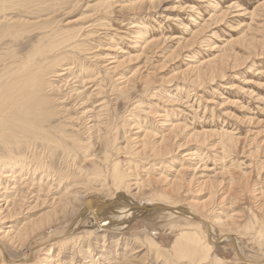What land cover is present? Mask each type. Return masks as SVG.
Masks as SVG:
<instances>
[{
  "label": "rangeland",
  "instance_id": "rangeland-1",
  "mask_svg": "<svg viewBox=\"0 0 264 264\" xmlns=\"http://www.w3.org/2000/svg\"><path fill=\"white\" fill-rule=\"evenodd\" d=\"M0 5L1 89L26 87L0 130V264H264V0ZM54 42L33 83L22 70ZM96 196L176 205L209 226L152 209L122 232L90 214L75 228ZM189 232L235 241L183 258Z\"/></svg>",
  "mask_w": 264,
  "mask_h": 264
},
{
  "label": "bare ground",
  "instance_id": "bare-ground-1",
  "mask_svg": "<svg viewBox=\"0 0 264 264\" xmlns=\"http://www.w3.org/2000/svg\"><path fill=\"white\" fill-rule=\"evenodd\" d=\"M8 0H6V2H7ZM2 3H3V1H2ZM5 3V2H4ZM5 5V4H4ZM1 6V5H0ZM2 10V9H1ZM1 10H0V12H1ZM3 13V12H2ZM27 15V14H26ZM37 15V14H36ZM109 15V14H108ZM3 18V17H2ZM7 19V18H6ZM94 19V18H93ZM103 22V21H102ZM3 23V22H2ZM40 24V23H39ZM41 26L42 25H44V24H40ZM21 26V25H20ZM19 26V27H20ZM27 26V25H26ZM39 26V25H38ZM37 26V27H38ZM96 26V25H95ZM16 27H18V26H16ZM25 26H23V28H24ZM45 27V26H44ZM43 27V28H44ZM8 28V27H7ZM28 28V27H27ZM27 28H26V30H27ZM32 28V27H31ZM33 28H34V26H33ZM41 27H39V29H40ZM46 28V27H45ZM45 28H44V30H45ZM106 28V27H105ZM11 29V28H10ZM22 30V27H21V29H20V31ZM26 30H25V32H26ZM28 30H29V28H28ZM47 30H49L48 29V25H47ZM20 31H18V32H20ZM23 31H24V29H23ZM34 31V30H33ZM43 31V30H42ZM41 31V32H42ZM40 32V31H39ZM1 33V32H0ZM22 33V32H21ZM28 33H29V31H28ZM51 33V32H50ZM81 33V32H80ZM32 34H33V32H32ZM39 34V33H38ZM45 33H43V35H44ZM56 34V33H55ZM79 34V33H78ZM47 35H49V34H47ZM74 35V34H73ZM77 35V34H76ZM152 35V34H151ZM15 36V35H14ZM28 36V35H27ZM30 36V35H29ZM32 36V35H31ZM45 36V35H44ZM50 36V35H49ZM46 37V36H45ZM44 37V38H45ZM65 37V36H64ZM67 37H68V35H67ZM69 37H70V35H69ZM4 38L5 39H7V37H3V40H4ZM14 39H15V37H13ZM25 38V37H24ZM29 38V37H28ZM53 38V37H52ZM55 38V37H54ZM53 38V39H54ZM73 38H75V37H73ZM1 41H2V37H1V39H0ZM19 40H20V38H19ZM43 40H45V39H42L41 41H43ZM51 40V39H50ZM69 40V39H68ZM5 41H7V40H5ZM12 41H13V39H12ZM17 41H18V39H17ZM22 41H23V37H22ZM53 41V40H52ZM63 41V40H62ZM61 41V39H60V42H62ZM65 41H67V40H65ZM76 41V40H75ZM44 42V41H43ZM47 42V41H46ZM59 41L57 42V43H60ZM64 42V41H63ZM62 42V43H63ZM15 43V42H14ZM17 43V42H16ZM39 43V42H38ZM57 43H55L54 42V44H51L50 45V47H47V48H45V49H40L39 50V48H38V52H37V57L39 56V60H37L36 61V59H38V58H33V59H29V56H28V61H29V67L28 68H26L25 69V71L24 70H22V68L24 67H20V66H16V67H20L21 68V70H22V72L24 73V72H28V74L30 73V76H28V77H31V79H32V82L33 83H35L36 82V80L37 79H41L44 75H43V73H41V71L42 70H40L39 68H37V64H38V62H40V66H42V62H44L45 60H46V58H47V56L45 55V53H47V52H49V55H52L53 56V53H50L51 51L52 52H54L53 51V48H55L57 45ZM68 43V42H67ZM75 44H76V42H74ZM70 44V43H69ZM12 45V44H11ZM36 45H37V43H36ZM40 45V44H39ZM41 45H43V44H41ZM38 46V45H37ZM60 46V45H59ZM63 46V45H62ZM67 46H69V45H67ZM41 47H43V46H41ZM58 47V46H57ZM65 47V46H64ZM63 47V48H64ZM76 48H77V45L75 46ZM9 49V48H8ZM13 49V48H12ZM70 49V48H69ZM73 49H74V47H73ZM78 49H79V46H78ZM77 49V50H78ZM35 50H36V48H35ZM62 50H64V49H62ZM61 50V51H62ZM76 50V51H77ZM81 50V49H80ZM15 51V50H14ZM65 51V50H64ZM4 52V51H3ZM34 52V51H33ZM75 52V51H74ZM77 52H79V51H77ZM81 52V51H80ZM11 53V52H10ZM55 53V52H54ZM62 53V52H61ZM2 54V53H1ZM14 54H16V53H14ZM18 54V53H17ZM16 54V55H17ZM27 55H29V54H27ZM34 56H36V54H33ZM48 55V54H47ZM66 55V54H65ZM69 55V54H68ZM68 55H66V56H68ZM51 56V57H52ZM57 56V55H56ZM70 56V55H69ZM5 56L3 55V57H0V58H4ZM12 57H13V55H12ZM23 57V56H22ZM26 58H27V56H25ZM71 57V56H70ZM19 58V57H18ZM23 59V58H22ZM67 59V58H66ZM68 60H70V59H68ZM68 60H67V62H68ZM23 61V60H22ZM27 61V60H26ZM25 61V62H26ZM60 61H62V60H60ZM59 61V62H60ZM50 62V61H49ZM71 62V61H70ZM6 63V62H5ZM11 63V62H10ZM21 63V62H20ZM48 63V62H47ZM55 63H57V62H55ZM19 64V63H18ZM60 64V63H59ZM79 64V63H78ZM4 65V64H3ZM10 66H11V64H9ZM48 65V64H47ZM70 65H71V63H70ZM14 66V65H13ZM21 66H22V64H21ZM45 66V65H44ZM54 66V65H53ZM59 66V65H58ZM77 67V66H76ZM8 69H9V67H7ZM45 68V67H44ZM56 68H57V66H56ZM74 68H75V66H74ZM24 69V68H23ZM85 69V68H84ZM83 69V70H84ZM195 69V68H194ZM51 69H48V70H46V71H50ZM81 70V69H80ZM3 71V70H2ZM5 71H6V68H5ZM32 71V72H31ZM195 71V70H194ZM27 72H26V75H27ZM70 72H71V70H70ZM52 73H53V70H52ZM86 73H87V69H86ZM50 74V73H49ZM49 74L47 73V75L49 76ZM54 74V73H53ZM58 74V73H57ZM84 74V73H83ZM23 75V74H22ZM25 75V76H26ZM55 75V74H54ZM47 76V77H48ZM20 77H22V76H20ZM28 77H27V79H28ZM46 77V75H45V79L47 78ZM10 78V77H9ZM15 78V77H14ZM17 78H19V77H17ZM8 79V78H7ZM24 79V78H23ZM26 79V81H28ZM31 79H29V80H31ZM44 79V78H43ZM112 79V78H111ZM22 80V79H21ZM20 81V80H19ZM23 81H25V80H23ZM42 81V80H41ZM40 81V82H41ZM10 82H13V79H12V81H10ZM15 82H18L17 80L15 81ZM14 82V83H15ZM25 84L27 83V82H24ZM22 84V83H21ZM20 84V85H21ZM24 84V86H27V85H25ZM27 84H31V82L29 81V83H27ZM45 84V83H44ZM49 84V83H48ZM11 83L9 84V86L4 90V89H1L2 87H1V85H0V130H4V131H7L8 129V124L10 123V120H11V117H9L8 116V114H7V112H9V111H15V108H17V109H19V108H21V107H19L20 106V102H18L19 104L18 105H15L12 101H11V98H12V96H11V91H12V93L15 91V90H18L19 89V84H14V85H11ZM16 85V86H15ZM23 85V84H22ZM28 85V86H29ZM31 86H33V85H31ZM35 86V85H34ZM41 86V84L39 85V87ZM45 86V85H44ZM50 86V85H49ZM69 86V85H68ZM22 87V86H21ZM47 87V86H46ZM25 89L26 87H22V88H20V91H15L16 93H18V94H16L15 92V94H16V96H20V95H22V91H24V90H21V89ZM42 88V87H41ZM45 88V87H44ZM15 89V90H14ZM28 89V88H27ZM46 89V88H45ZM115 89V88H114ZM118 89V88H117ZM110 90V89H109ZM35 91H38L37 89L35 90ZM47 91V90H46ZM26 92V91H25ZM117 92V91H116ZM28 93H29V91H28ZM28 93H26V96L25 97H27V95H28V98H29V95L30 94H28ZM42 93V92H41ZM114 93V92H113ZM118 93H119V91H118ZM32 95V94H31ZM39 94L37 93V96H38ZM46 95V94H45ZM116 95H118V94H116ZM23 96H24V94H23ZM34 96H35V94L33 93V98H34ZM13 97H15V96H13ZM114 97V96H113ZM10 98V99H9ZM33 98H30L31 100L33 99ZM44 98V97H43ZM17 99V98H16ZM20 99H21V96H20ZM27 99V98H26ZM38 99V98H37ZM42 99V98H41ZM45 99V98H44ZM44 99H42V101L44 100ZM23 100L24 99H22V102H23ZM35 100V99H34ZM45 100H48V99H45ZM45 100H44V102H45ZM21 101V100H20ZM28 101V100H27ZM33 101V100H32ZM37 101V100H36ZM26 102V101H25ZM24 102V103H25ZM48 102V101H47ZM16 103V102H15ZM28 104L27 105H29V104H31L30 102H27ZM33 103H34V101H33ZM36 103V102H35ZM109 103V102H108ZM115 104V103H114ZM104 105V104H103ZM9 106V107H8ZM40 106H41V104H40ZM47 106V105H46ZM102 106V105H101ZM105 106V105H104ZM108 106V105H107ZM102 108V110H103V107H101ZM16 109V111H18ZM104 110H105V108H104ZM107 110V109H106ZM101 111V110H100ZM105 112V111H104ZM103 112V113H104ZM110 112V111H109ZM108 113V112H107ZM13 114H15L14 112H13ZM106 113H104L103 115H105ZM16 115V114H15ZM11 116V115H10ZM52 116V115H51ZM108 116V115H107ZM113 116V115H112ZM15 117V116H14ZM115 117V116H114ZM109 118V117H108ZM16 117H15V119L14 120H11V123L10 124H12V126L13 125H15L14 123L15 122H17L16 121ZM50 119V118H49ZM107 119V117L105 118V120ZM9 121V122H6V121ZM17 120H19V119H17ZM22 120V119H21ZM107 121H108V119H107ZM24 126V125H23ZM18 127V126H17ZM113 127V126H112ZM10 128V127H9ZM29 128V127H28ZM20 129H22V128H20ZM33 130V129H32ZM12 132V131H11ZM31 133V132H30ZM15 134H17V133H15ZM33 134V133H32ZM34 136H35V134H34ZM2 138V137H1ZM38 138V137H37ZM53 138V137H52ZM55 138V137H54ZM55 139H57V138H55ZM20 140V139H19ZM21 141V140H20ZM204 141V140H203ZM19 142V141H18ZM46 142V141H45ZM52 142V141H51ZM58 142V141H57ZM19 144V143H18ZM21 144V143H20ZM49 144V143H48ZM52 145V144H51ZM108 158V157H107ZM105 160V159H104ZM13 161H11V163H12ZM129 162V161H128ZM106 163H108V162H106ZM111 163V162H110ZM113 163V162H112ZM112 163H111V165H112ZM116 163V162H115ZM114 163V164H115ZM117 163H118V161H117ZM120 164V163H119ZM119 164H115L114 165V168H113V172H112V180H114V181H118L119 182V184H120V178H121V174H122V171H121V167L119 168ZM5 165V164H4ZM11 165V164H10ZM119 165V166H118ZM7 166V165H6ZM113 166V165H112ZM129 166V165H128ZM108 167V166H107ZM112 168V167H111ZM109 168H107V170H108ZM127 169V168H126ZM128 171V170H127ZM126 171V172H127ZM13 172V171H12ZM124 172V171H123ZM125 172V173H126ZM109 173V172H108ZM111 173V172H110ZM124 173V174H125ZM96 175V174H95ZM107 175H109V174H107ZM11 177V175H6V177ZM127 176V175H126ZM126 176H124V177H126ZM130 177V176H129ZM16 179V178H15ZM110 179H111V177H110ZM1 180V179H0ZM125 180V179H124ZM124 180H123V185H125L124 184ZM117 182V183H118ZM126 182V181H125ZM0 183H1V181H0ZM116 183V184H117ZM131 183V182H130ZM129 184V183H128ZM128 184H127V186H128ZM114 185H115V182H114ZM122 185V184H121ZM132 185V184H131ZM130 185V186H131ZM140 185V184H139ZM4 186V185H3ZM28 186V185H27ZM133 186V185H132ZM122 187V186H121ZM6 188V187H5ZM116 188H118V187H116ZM131 188V187H130ZM130 188H128V189H130ZM119 189H121V188H119ZM122 190V189H121ZM123 190H125V186H124V189ZM127 190V189H126ZM119 191V190H118ZM120 192V191H119ZM122 192V191H121ZM123 193V192H122ZM126 193V192H125ZM112 195H113V193H112ZM110 196V195H109ZM119 196V195H118ZM111 197V196H110ZM124 198V197H123ZM112 199V198H111ZM123 201H124V199H123ZM22 202V201H21ZM139 204V203H138ZM137 203L135 204V203H133V202H131V201H128V202H126V203H124V202H121L119 199L118 200H114V198L112 199V200H100V198L99 197H93V198H91V199H89V200H85L84 202H83V204H82V209H80V211L79 212H76V224L74 225L75 226V228H77L78 226H79V224H80V222L82 221V219H84V218H86L87 217V215L88 214H90V215H92L95 219H97V220H99L100 222H102L103 223V226L105 225L106 226V228H109V229H111V230H115V231H120V232H122L123 230H125V229H128V227L130 226V224L132 223V221L133 220H136V218H139V217H142L144 214L146 215L150 210H152V209H154L155 207H159L160 209H162V210H168L169 212H170V214H174V215H178V216H183V217H185V218H187V219H190V220H200L202 223H204V224H206L207 226H209V224H208V222H206L205 220H203V219H201L202 218V216H201V218H199V216L198 215H196V214H194V213H191V212H189V211H187L186 209H183V208H181V207H179V206H174V205H162V204H155V203H150V204H148L147 203V205H138ZM141 204V203H140ZM109 211H111V212H109ZM154 211V210H153ZM108 212L110 213V214H108ZM168 212V213H169ZM108 215H110L109 217H108ZM108 217V218H107ZM92 218V217H91ZM106 218L108 219V220H106ZM84 220H86V219H84ZM83 222V221H82ZM222 222H220V224H221ZM215 224V223H214ZM217 224H219V223H217ZM219 224V225H220ZM228 224V223H227ZM103 226H101V227H103ZM221 227H222V225H221ZM224 227V226H223ZM225 227H228L227 225L225 226ZM105 228V227H104ZM230 228V227H229ZM232 229V228H231ZM231 229H229V230H231ZM107 230V229H106ZM75 231V229H73L70 233L71 234H73L72 232H74ZM114 232V231H113ZM70 233H68V234H70ZM210 233V232H209ZM210 235H212V234H210ZM208 238H209V243H206V244H202L201 243V239H199V237H198V235L197 234H193V233H181V234H179V236H178V239H177V241H176V247L177 248H179V252L177 253V254H179V256H183V258H184V256H188V258H190V257H194V256H192L191 254H192V250H193V247H198L199 248V246L201 247H203L204 246V249L203 250H205L204 252H205V257H206V260H207V258H210L209 256H211V255H209L210 253H211V251H212V249H213V246L215 245V244H217L218 242H220V243H224V242H230L231 241V239H232V241L234 242L235 241V238H233L231 235H228V234H225V235H223L222 237H220V238H214L213 236H208ZM219 244V243H218ZM238 248H239V246H238ZM182 251V252H181ZM195 251V250H194ZM196 252V251H195ZM203 252V251H202ZM194 253V252H193ZM213 253V252H212ZM193 255H196V254H193ZM197 255H198V253H197ZM203 257V256H202ZM203 261H205V260H203ZM219 261V260H218ZM4 262V261H3ZM221 262V261H220ZM202 263V262H201ZM204 263V262H203ZM18 264V263H17ZM250 264V263H249ZM253 264V263H252Z\"/></svg>",
  "mask_w": 264,
  "mask_h": 264
},
{
  "label": "water",
  "instance_id": "water-1",
  "mask_svg": "<svg viewBox=\"0 0 264 264\" xmlns=\"http://www.w3.org/2000/svg\"><path fill=\"white\" fill-rule=\"evenodd\" d=\"M160 208L159 207H155L154 210H159Z\"/></svg>",
  "mask_w": 264,
  "mask_h": 264
}]
</instances>
